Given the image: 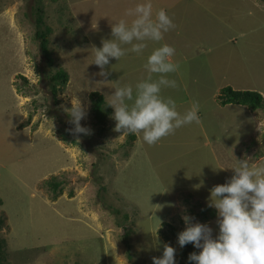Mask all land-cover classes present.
<instances>
[{
  "label": "rangeland",
  "instance_id": "1",
  "mask_svg": "<svg viewBox=\"0 0 264 264\" xmlns=\"http://www.w3.org/2000/svg\"><path fill=\"white\" fill-rule=\"evenodd\" d=\"M145 2L0 0L3 264H153L165 244L176 249L178 264L182 247L170 225L183 231L187 215L215 237L210 190L233 175L239 160L264 164V106L218 99L230 86L258 91L264 103V0H150L153 16L165 9L175 28L161 41H146L139 54L110 58V75L101 77L93 46L111 39L112 24L130 23L128 9ZM36 31L45 34L51 64ZM165 43L174 47L178 68L167 74L176 87L160 94L181 113L198 103L199 122L151 145L142 134L116 131L111 106L96 122L90 93L107 103L115 87H135L149 76L148 55ZM58 70L67 81L54 97L50 76ZM78 99L87 134L69 131V108ZM51 182H58L55 190Z\"/></svg>",
  "mask_w": 264,
  "mask_h": 264
},
{
  "label": "clouds",
  "instance_id": "2",
  "mask_svg": "<svg viewBox=\"0 0 264 264\" xmlns=\"http://www.w3.org/2000/svg\"><path fill=\"white\" fill-rule=\"evenodd\" d=\"M131 22L121 19L111 25V39H103L100 47L93 46V63L100 68L98 75L107 78L105 70L110 58L119 60L127 52L141 53L146 41H161L164 33L175 28L173 19L161 8L153 16L150 2L137 3L128 9ZM122 45H130L124 48ZM174 47L162 44L147 57L145 68L148 78L132 85L117 86L109 94L107 105L114 109L112 119L115 129L129 134H142L145 143L151 145L168 136L178 128L199 122V104L194 102L183 113L176 109V102L161 96L165 87H176V81L167 74L177 70L171 57ZM151 74H158L153 79ZM131 102V103H129ZM69 129L73 134L89 133L90 129L80 121L87 113L78 99L71 101ZM233 175L223 184L210 191L209 206L217 210L218 232L208 224L192 222L185 215L186 227L177 234L180 247L191 243L199 252H192L188 261L192 264H264V164L250 166L248 160H239L238 166L230 168ZM176 249L169 244L163 246L161 256L152 257L153 264H176Z\"/></svg>",
  "mask_w": 264,
  "mask_h": 264
},
{
  "label": "trees",
  "instance_id": "3",
  "mask_svg": "<svg viewBox=\"0 0 264 264\" xmlns=\"http://www.w3.org/2000/svg\"><path fill=\"white\" fill-rule=\"evenodd\" d=\"M39 21L40 20L38 19L37 23ZM35 36L37 38H40V48H41L40 50L43 53V55L45 56L47 62L49 64H51L53 59L50 55L49 50L46 47L45 34L41 31H36ZM50 81H51L50 90H51L52 95L55 97L56 92H57V87H56L57 84L58 83H65L67 81V74L62 70H58L50 76ZM90 98L92 101L91 110H92L93 117H94L96 122H101L104 119V115H105L103 108L106 107L107 104H106L102 94H100L97 91H92L90 93ZM218 99L222 103L245 104L251 110H255L257 108H262L264 106L263 96L258 91L233 89L230 86H225V87L221 88V93L218 95ZM50 184L52 185V189L55 190L57 188L58 182H51ZM206 207L210 208L211 211L213 213H215V209L213 207H210L209 204H207ZM200 212L203 216L207 217V215H204L205 213H204L203 208L201 209ZM193 214H194V216H198V214L196 212ZM0 223H2L1 219H0ZM170 228L172 230V236L177 239V234L180 231L177 230L172 225H170ZM123 243L125 244L126 254L128 255L131 244L128 241L126 235H124V237H123ZM2 244H3V240L0 238V264H3V261H2V251H3ZM192 252H198L196 250V248L193 246V244L189 243V244L185 245L184 247H182V249H181L182 260L179 261L178 264H192V262L188 261V256Z\"/></svg>",
  "mask_w": 264,
  "mask_h": 264
}]
</instances>
